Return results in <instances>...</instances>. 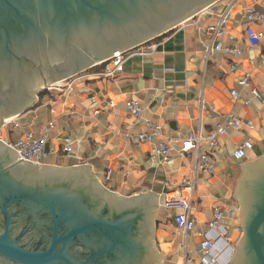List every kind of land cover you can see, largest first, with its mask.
Masks as SVG:
<instances>
[{
  "label": "crops",
  "instance_id": "1",
  "mask_svg": "<svg viewBox=\"0 0 264 264\" xmlns=\"http://www.w3.org/2000/svg\"><path fill=\"white\" fill-rule=\"evenodd\" d=\"M231 1L220 0L213 13L202 11L158 37L153 41L154 51L141 46L137 52L143 53L129 55L122 70L105 74V66L98 65L42 91L31 109L13 118L20 125L15 137L22 131L40 133L54 123L48 144L53 154L47 165L87 163L94 177L120 196L158 195L155 246L163 264H202L201 242L206 237L213 240L210 256L217 264H230L242 235L236 196L239 179L248 164L264 155V42L250 46L245 35V9L253 7L264 13V0ZM228 7L229 22L222 41L240 46L245 53L217 51L207 59L205 48L211 42L208 27ZM252 25L264 30V20ZM233 64L238 68L232 69ZM246 74L250 76L249 85L239 86V79ZM235 88L239 92L237 100L231 95ZM129 99L142 103L146 116L161 127V136L152 142L136 139L145 126L127 112ZM231 113L251 120L253 127L220 138L214 174L198 175L192 213L196 225L186 234L174 221L177 210L163 204L164 192L179 188L181 179L195 169V157L181 152V141L190 132L206 136ZM67 136L75 139L71 153L62 150ZM247 138L253 141V149L243 160H235L232 153ZM166 139L176 142L169 162L151 160L152 149ZM109 169L112 173L108 176ZM215 209L225 216L221 231L208 227ZM222 231H227L229 244L218 237Z\"/></svg>",
  "mask_w": 264,
  "mask_h": 264
},
{
  "label": "water",
  "instance_id": "2",
  "mask_svg": "<svg viewBox=\"0 0 264 264\" xmlns=\"http://www.w3.org/2000/svg\"><path fill=\"white\" fill-rule=\"evenodd\" d=\"M219 1L0 0V129L42 91ZM236 196L242 235L230 264H264V155L244 168ZM158 202L152 193L120 196L87 163L27 161L0 140V258L10 264H163Z\"/></svg>",
  "mask_w": 264,
  "mask_h": 264
},
{
  "label": "built area",
  "instance_id": "3",
  "mask_svg": "<svg viewBox=\"0 0 264 264\" xmlns=\"http://www.w3.org/2000/svg\"><path fill=\"white\" fill-rule=\"evenodd\" d=\"M222 1V0H221ZM236 0H232L231 4ZM212 6L206 8L203 12L213 13ZM230 7L225 8L217 14V21L214 25L208 27L211 42L205 48L206 58L217 52L223 51L231 55H241L245 53V49L237 45H227L222 41L226 32V27L229 22ZM245 17L247 20V27L245 31L246 41L250 46H256L261 42H264V30H257L253 27V22L264 20V13L256 10L253 7L245 9ZM148 52L154 51L156 44L150 41L146 46ZM143 46V45H142ZM141 46L123 53H117L114 57L105 63V74H112L114 70H122L124 62L128 56L137 53H143V51L137 52ZM147 53V52H144ZM113 65V68L110 66ZM98 66V65H97ZM232 69H237L238 64L231 65ZM249 74L240 78L238 81L239 86L245 87L249 85ZM254 94L258 96V92L254 90ZM231 95L234 99H239V92L235 88L231 91ZM91 100L96 102V97H92ZM246 103H250L247 100ZM127 112L135 118L137 123H143L145 129L138 133L136 139L138 141L152 142L157 137L161 136L162 129L151 118L146 116L145 107L137 99H129L125 104ZM98 111H96V114ZM253 122L249 119L241 118L238 115L231 113L224 117L223 122L213 127L206 136H201L196 132H190L181 141V152L183 154H192L195 157V169L191 175H186L181 179L179 188L169 189L163 194V204L167 209H176L177 212L174 216V221L177 227L183 230L184 233L193 231L196 225V221L192 215L195 208L197 199V185L198 175L205 173L206 175H212L215 172L216 155L221 149L220 138L224 135L231 133V131H239L243 129H251ZM54 128V123L50 122L40 133L33 131H22L19 136H14L16 131L20 129V125L13 120V118L7 119L0 129V140L5 144L19 152V155L27 161L37 162L40 164H48L50 156L53 154V150L49 149L48 144L50 141V135ZM3 130H6L9 138H5ZM75 139L72 136H67L62 144V150L64 153L73 152ZM254 143L250 138H247L237 144L232 157L235 160H243L248 152L252 150ZM176 148V142L172 139H166L160 141L152 149L150 153V159L153 161L169 162L172 151ZM108 176L111 175L112 169L108 170ZM225 218L224 213L219 209H215L212 220L208 223L210 230H220L222 227L221 222ZM221 231V230H220ZM218 237H223L227 244H229V237L227 231L218 233ZM213 240L206 237L201 242L202 251V264H217L216 258L210 256L213 249Z\"/></svg>",
  "mask_w": 264,
  "mask_h": 264
},
{
  "label": "flooded vegetation",
  "instance_id": "4",
  "mask_svg": "<svg viewBox=\"0 0 264 264\" xmlns=\"http://www.w3.org/2000/svg\"><path fill=\"white\" fill-rule=\"evenodd\" d=\"M2 85V84H1ZM1 89V86H0ZM239 202V201H238ZM240 205V204H239ZM19 227H18V223L14 226V231H18ZM235 249V248H234ZM0 264H10L9 262H7L6 260L0 258Z\"/></svg>",
  "mask_w": 264,
  "mask_h": 264
},
{
  "label": "rangeland",
  "instance_id": "5",
  "mask_svg": "<svg viewBox=\"0 0 264 264\" xmlns=\"http://www.w3.org/2000/svg\"><path fill=\"white\" fill-rule=\"evenodd\" d=\"M157 39V38H156ZM156 39H154V40H151V41H155ZM148 43V42H147ZM144 45V44H143ZM142 46V45H141ZM88 70H90V69H88ZM87 70V71H88ZM84 73V72H83ZM82 74V73H81ZM3 134H4V136H5V138H7L8 137V133H7V131L6 130H3ZM240 208V207H239ZM240 211V210H239Z\"/></svg>",
  "mask_w": 264,
  "mask_h": 264
}]
</instances>
